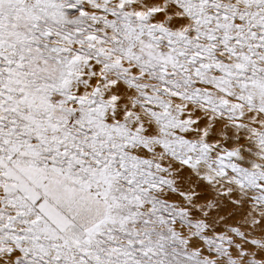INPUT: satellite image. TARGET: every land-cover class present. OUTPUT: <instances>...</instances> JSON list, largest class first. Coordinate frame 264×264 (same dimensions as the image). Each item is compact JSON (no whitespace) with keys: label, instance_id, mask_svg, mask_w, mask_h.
I'll return each instance as SVG.
<instances>
[{"label":"snow or ice","instance_id":"obj_1","mask_svg":"<svg viewBox=\"0 0 264 264\" xmlns=\"http://www.w3.org/2000/svg\"><path fill=\"white\" fill-rule=\"evenodd\" d=\"M0 264H264V0H0Z\"/></svg>","mask_w":264,"mask_h":264}]
</instances>
